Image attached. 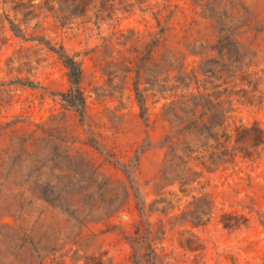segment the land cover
<instances>
[{"label": "rangeland", "instance_id": "1", "mask_svg": "<svg viewBox=\"0 0 264 264\" xmlns=\"http://www.w3.org/2000/svg\"><path fill=\"white\" fill-rule=\"evenodd\" d=\"M230 1L0 0V264H264V0H235L254 65L199 70ZM200 94L225 110L204 147L174 117ZM174 144L184 185L161 179Z\"/></svg>", "mask_w": 264, "mask_h": 264}, {"label": "trees", "instance_id": "2", "mask_svg": "<svg viewBox=\"0 0 264 264\" xmlns=\"http://www.w3.org/2000/svg\"><path fill=\"white\" fill-rule=\"evenodd\" d=\"M232 9V14L227 15L230 19V24H228L225 30H219L217 35V42L210 45L209 52H216V56H205L206 53L200 52L198 55L203 57L201 64L210 65V68H203V65L199 67V70L203 75H209L211 78L216 77V73L219 70L216 64H223L222 73L226 78H231L236 81L241 74L249 70L253 64V53L251 49L245 45L241 39L240 34L242 30L251 28L253 19L250 12L246 7L241 6L239 3L234 1L229 2ZM13 31H19V28L11 24ZM66 67L69 69V78L73 86L76 87L75 91H71L65 94L64 97L66 102L71 106H84V98L77 88L80 83L81 71L77 62L74 59L65 57ZM259 78H257L258 81ZM217 100V99H216ZM185 107L189 104L194 106L196 109L202 108L203 113L200 117H196V114L185 109H181L183 117H174L180 121L181 128L176 131V134L185 135H195L198 137L199 147H204L209 139L217 140L216 129L222 128L225 123V119L221 122V118H224L225 110H223L221 103L215 102L212 97L205 96L203 94L193 95L185 102L181 103ZM207 117V120L198 121V118ZM185 123V125H184ZM226 140L230 138L228 134L224 135ZM195 151L190 146L181 147L179 144H174L169 147L166 157H165V169L161 176L162 180H168L171 177L174 182L181 181L182 184H187L192 181L196 176H199V172H194L193 174L187 176L186 171L191 170L189 167V162ZM223 155V154H222ZM220 155L213 152L209 156V165H219ZM57 186L53 187L54 191L57 193ZM123 197L126 199L128 195V188L124 186L122 188ZM41 197L47 202H52L49 196L41 194ZM115 213V212H113ZM112 213V214H113Z\"/></svg>", "mask_w": 264, "mask_h": 264}]
</instances>
